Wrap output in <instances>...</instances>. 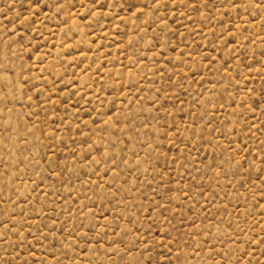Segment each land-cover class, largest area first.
I'll return each mask as SVG.
<instances>
[{"label":"rangeland","instance_id":"1","mask_svg":"<svg viewBox=\"0 0 264 264\" xmlns=\"http://www.w3.org/2000/svg\"><path fill=\"white\" fill-rule=\"evenodd\" d=\"M0 264H264V0H0Z\"/></svg>","mask_w":264,"mask_h":264}]
</instances>
